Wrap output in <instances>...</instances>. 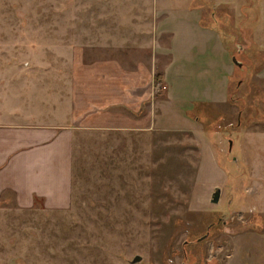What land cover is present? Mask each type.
<instances>
[{
    "label": "rangeland",
    "instance_id": "1",
    "mask_svg": "<svg viewBox=\"0 0 264 264\" xmlns=\"http://www.w3.org/2000/svg\"><path fill=\"white\" fill-rule=\"evenodd\" d=\"M82 57L147 66V123L132 127L126 107L62 113L37 99L44 80L76 87ZM0 67L25 90L3 119L76 122L71 205L22 209L6 195L0 264H228L232 236L258 232L264 0H0Z\"/></svg>",
    "mask_w": 264,
    "mask_h": 264
},
{
    "label": "crops",
    "instance_id": "2",
    "mask_svg": "<svg viewBox=\"0 0 264 264\" xmlns=\"http://www.w3.org/2000/svg\"><path fill=\"white\" fill-rule=\"evenodd\" d=\"M9 72L0 67V202L9 194L15 206L22 209L36 207L37 199L46 209H66L73 195L76 122H64L66 114L64 119H3L4 113L17 110L10 108V98L17 91H25L19 85L20 75L15 81L3 83ZM73 76L76 87L72 89L55 91L44 80L33 91H40L37 99L43 104L51 103L50 111L95 113L100 107H126L131 112L128 120L132 127L147 123L143 106L152 91L153 74L145 64L125 70L117 59L86 61L82 57L73 67ZM70 95L77 96L73 108L75 101ZM254 193L252 219L258 232L249 233L243 228L232 236L228 264H264V188H256Z\"/></svg>",
    "mask_w": 264,
    "mask_h": 264
},
{
    "label": "water",
    "instance_id": "3",
    "mask_svg": "<svg viewBox=\"0 0 264 264\" xmlns=\"http://www.w3.org/2000/svg\"><path fill=\"white\" fill-rule=\"evenodd\" d=\"M233 61L234 63H237L238 65H241V62H239L237 60V58L235 56H233ZM232 145V140H230V147ZM220 198H221V188L219 186H216L214 188V191L212 192V195H211V202L213 203H218L220 201ZM203 237H200L199 239H201ZM142 259V256L137 254L134 258H133V262H137L139 260Z\"/></svg>",
    "mask_w": 264,
    "mask_h": 264
},
{
    "label": "trees",
    "instance_id": "4",
    "mask_svg": "<svg viewBox=\"0 0 264 264\" xmlns=\"http://www.w3.org/2000/svg\"><path fill=\"white\" fill-rule=\"evenodd\" d=\"M155 76H157V75H155ZM159 77V75L157 76V78ZM37 203H38V199H37Z\"/></svg>",
    "mask_w": 264,
    "mask_h": 264
}]
</instances>
